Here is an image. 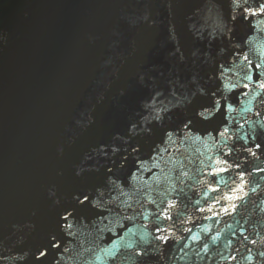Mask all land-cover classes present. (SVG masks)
Listing matches in <instances>:
<instances>
[{
  "label": "water",
  "instance_id": "water-1",
  "mask_svg": "<svg viewBox=\"0 0 264 264\" xmlns=\"http://www.w3.org/2000/svg\"><path fill=\"white\" fill-rule=\"evenodd\" d=\"M240 51L264 16L232 0H0V264H264V103L217 88Z\"/></svg>",
  "mask_w": 264,
  "mask_h": 264
},
{
  "label": "snow or ice",
  "instance_id": "snow-or-ice-1",
  "mask_svg": "<svg viewBox=\"0 0 264 264\" xmlns=\"http://www.w3.org/2000/svg\"><path fill=\"white\" fill-rule=\"evenodd\" d=\"M232 7L234 10H239L240 12V16L242 19H250V17H255V16H264V2L258 3L255 6H253L252 3H250V0H232ZM233 19H235V17H233ZM236 55H239L242 57L243 61L245 62L247 71L244 72L243 76L241 77V81L239 82V84H226L224 83L225 79H230V77H226V73H229L231 71V68L228 66H225L224 64H217L216 69L218 72V85L217 88L219 89L221 85H223L224 88H229L232 92L236 93L239 96H248L250 92H253L254 89H258V91H254V99H259L260 103H264V59H260L257 62H253L252 59H250V57L247 54H244L242 51L236 53ZM233 63H235V57H233ZM238 88H241L242 90H238ZM213 96L216 95L215 92L212 93ZM221 99H223L225 101L224 104H221ZM221 99H217L213 102V109L217 112L219 111H223L225 113V118L227 119V113L228 110L231 109L233 107V105L231 103H228V97L227 96H221ZM202 116H204V113H201ZM205 119H207V116H204ZM184 128L188 129L189 125L185 124ZM182 131V130H181ZM189 131H191V129H189ZM216 133L218 136L224 137L225 140H227V134L229 133L230 129L228 127L227 123H223L222 126L220 128H217ZM177 133H173V132H168L167 136L169 138V141H171V137ZM257 147H260L259 145H257ZM230 151V150H229ZM225 163L227 164L228 161L227 160H223V161H217V163ZM229 171L228 168H219V169H213L211 172L212 176H218L221 175L223 173H227ZM240 178L241 180L243 179V175L244 173L241 172L240 174ZM215 183H219V181H215ZM243 187H239L236 189H233V191L235 192H243ZM212 191L217 192L219 191L218 188L213 187ZM122 195H126V193L121 192ZM100 196H103V193H100ZM241 200L243 199L242 196L236 195L235 197L229 196L228 200ZM89 200L88 196L84 197V201ZM213 200H215L216 203H220V199L217 197H213ZM81 203H83V201H81ZM94 207H105L103 201L101 200H97V202L94 204ZM117 207H127V208H131L133 213H135V209L133 208L132 204H129L127 201L122 202L121 205H117ZM169 208L174 207V205L169 204L168 205ZM237 205L235 203H232L229 207H223L222 206V210L225 214H227L230 210L231 211H235ZM106 211H113L112 209H107L105 208ZM209 211H214V207L213 208H209ZM219 213H217L218 215ZM71 215V213H68L64 216V220L66 222V227L68 229L72 228V224L71 223H67L68 221V216ZM165 219H171L170 216H165ZM125 219L131 220L133 219V216H125ZM131 229H128V232H131ZM157 231H161V229L157 228ZM69 235H74L72 232L68 233ZM158 239L162 240L164 243L168 242V237L165 236H159L157 237ZM53 239H55V237H53ZM120 239H123V237H120ZM215 239V238H214ZM246 239V238H245ZM136 241L129 239L126 247H132L133 244H135ZM253 243H255V241H253ZM54 247H59V244H54ZM117 246V241L113 240L112 241V247L115 248ZM205 248H207V245H205ZM106 251L111 254L113 256V259H115V253H113L112 248H108L106 249ZM40 255H44L43 252L40 253ZM137 256H141L143 255V252H138L136 253ZM261 256H264V252L260 253Z\"/></svg>",
  "mask_w": 264,
  "mask_h": 264
}]
</instances>
